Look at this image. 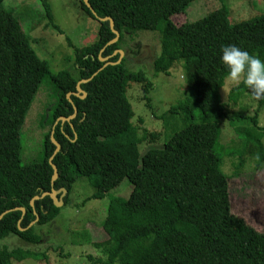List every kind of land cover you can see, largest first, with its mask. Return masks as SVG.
Returning <instances> with one entry per match:
<instances>
[{"label": "trees", "instance_id": "trees-1", "mask_svg": "<svg viewBox=\"0 0 264 264\" xmlns=\"http://www.w3.org/2000/svg\"><path fill=\"white\" fill-rule=\"evenodd\" d=\"M195 1L89 0L97 17L113 19L120 34L118 42L109 45L116 38L109 21L101 22L80 0L82 10L99 22V39L81 49L67 39L75 54L73 74L51 71L14 12L0 0V216L5 214L0 220V264L28 259L50 264L46 252L11 249L1 243L15 235L30 246L41 245L36 228L59 217L62 208L50 197L36 201L34 207L31 201L53 189H65L63 206H67L76 181L93 176L96 192L84 204L102 199L127 179L133 187L127 200H111L104 224L108 237L95 244L104 259L89 257L93 264H264V230L233 214L232 177L223 172L224 158L218 154L226 149L220 144L225 121L240 134L242 151H246L225 154L239 155L234 176L242 171L246 154L255 158L256 169L264 168L260 112L249 117L240 111L241 106L230 111L220 93L227 75L220 63L222 46L236 45L264 60V14L233 23L230 7L223 5L200 20L176 25L171 17L185 12ZM41 2L47 26L63 34L50 4ZM253 2L248 3L256 7ZM146 31L161 35L153 73L169 75L173 68L181 67L189 84L186 98L163 116H181L186 124L166 137L162 147L141 154L139 145L148 136L154 141L159 135L147 132L137 137L128 88L131 83L139 84L144 100L150 102L154 84L144 72L130 71L125 58L106 68L100 58L116 64L120 54H114L122 50L123 40ZM83 80L90 81L81 85L83 94L76 96ZM45 81L56 100L43 118V127L48 129L43 158L23 165L21 129ZM246 90L243 83L230 90L229 100L235 107ZM262 104L264 98L259 106ZM75 110L71 122L58 121L70 118ZM52 136L61 146L53 160L59 173L54 185L50 159L56 147ZM16 208H24L25 216Z\"/></svg>", "mask_w": 264, "mask_h": 264}, {"label": "rangeland", "instance_id": "rangeland-1", "mask_svg": "<svg viewBox=\"0 0 264 264\" xmlns=\"http://www.w3.org/2000/svg\"><path fill=\"white\" fill-rule=\"evenodd\" d=\"M254 1L256 7H251L249 0H197L185 12L173 15L171 20L176 25L194 22L223 5H228L231 9V21L238 23L264 14V0ZM47 2L51 6L55 24L63 30V34L47 26L45 8L41 0H5L4 5L14 12L37 55L50 64L53 73L66 70L74 74L75 54L67 39L80 49L94 45L99 39V22L82 10L80 0ZM121 47L126 67L132 72H144L154 84L149 94L150 102L144 100L139 84L131 83L128 88V98L135 113L132 123L137 137L141 138L147 132L159 135L154 141L148 136V139L139 145L140 153L144 154L152 147H162L166 137L173 135L186 124L187 121L181 116L174 119L163 116L172 105L186 98L189 79L181 67L173 68L169 75L153 73V62L161 52L159 33L141 32L133 39L128 36L123 40ZM240 83L226 80L220 92L222 100L227 103L230 111L241 106L240 111L249 117L260 112L258 126L264 127V104L259 106L264 96L256 98L247 89L239 99L237 107L229 100L230 90ZM48 84L49 82L45 81L41 86L21 129L23 165L43 158L44 134L48 131L43 127V118L48 115L56 100ZM221 128L220 144L226 149L222 152L219 150L218 154L224 158L223 172L232 177L230 180L232 212L258 230H264V168L256 169L255 158L246 154L242 171L238 176H234L236 174L234 165L239 161V155L236 154L233 158L225 154L241 152L244 148L243 141L228 122L223 121ZM262 144L264 146V138ZM93 179L94 176L79 178L73 186L69 205L61 207L59 217L36 228L43 241L41 245L30 246L15 235L4 240L1 245H7L11 249L20 247L46 252L50 264H93L89 257L96 260L104 259L102 250L97 249L95 244L102 243L108 237L104 224L109 204L115 198L127 200L133 187L131 181L127 179L107 192L102 199H92L84 204V201L96 192ZM15 264L43 263L28 259Z\"/></svg>", "mask_w": 264, "mask_h": 264}, {"label": "clouds", "instance_id": "clouds-1", "mask_svg": "<svg viewBox=\"0 0 264 264\" xmlns=\"http://www.w3.org/2000/svg\"><path fill=\"white\" fill-rule=\"evenodd\" d=\"M220 52L226 80L242 82L256 98L264 96V60L232 44L222 46Z\"/></svg>", "mask_w": 264, "mask_h": 264}, {"label": "water", "instance_id": "water-1", "mask_svg": "<svg viewBox=\"0 0 264 264\" xmlns=\"http://www.w3.org/2000/svg\"><path fill=\"white\" fill-rule=\"evenodd\" d=\"M84 3H85V5L90 9V11L92 12V14H93L96 18H98L97 15H96V13H95V11L93 10V8L91 7V5L89 4V0H84ZM98 19H99V18H98ZM99 20H100L101 22L109 21V23H110V27H111V30H112V32H113V33L115 34V36H116V38H115L113 41H111V42L109 43V45H113V44L117 43L118 40L120 39V34L115 30V23H114L113 19H111V18H105V19H99ZM118 54H120V59H119V61H118L116 64H115V63H111V62L109 61V58H100V60H101L103 63H105V65H104L103 68H106V67L109 66V65H117V64H120V63L122 62V60H123L124 52H123L122 50H118V51L114 54V56H115V55H118ZM96 75H97V74H95L91 79H93ZM89 81H90V80H83V81H80V82L78 83V85H77V95H76V96H80V94H83V91H82V89H81V85L84 84V83H87V82H89ZM84 96H86L85 93H84ZM68 98H70V94L68 95ZM76 115H77V110H75L74 115L71 116L70 118H60L58 121H61V122H63V123L71 122V121L76 117ZM51 139H52L53 144H54L55 147H56V151H55L53 157H51V159H50V164H51V166H52V168H53V170H54V175H53V178H52V185H54L55 182L57 181L58 177H59V173H58V169H57V167L53 164V160H54V158L60 153L61 146H60V144H59V143L53 138V136L51 137ZM60 194H62V195H61L60 198H58V196H59ZM66 195H67V191H66L65 189H62L61 191H56V190L53 189L51 192L44 193L41 197H35V198L31 201V206L34 207L35 202L38 201V200H40V199H42V198L50 197V198L53 200L55 206L58 207V208H61V207L64 205V201H63V199H64V197H65ZM15 210H16V211H21L22 214H23V216H25V214H26V210H25L24 208H16ZM4 215H5V214H3V215L0 216V220H2V218L4 217ZM37 221H38V220H37ZM37 221H36V222H37ZM36 222L32 223V224L30 225V227H32ZM20 229H21V228H20Z\"/></svg>", "mask_w": 264, "mask_h": 264}]
</instances>
